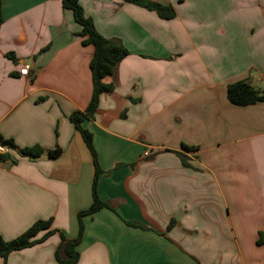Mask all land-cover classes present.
<instances>
[{
    "label": "crops",
    "instance_id": "1",
    "mask_svg": "<svg viewBox=\"0 0 264 264\" xmlns=\"http://www.w3.org/2000/svg\"><path fill=\"white\" fill-rule=\"evenodd\" d=\"M151 1L174 16L79 0L128 53L81 123L97 195L113 209L82 217L76 264H264V101L226 97L236 81L264 87V0ZM1 15L0 235L51 219L35 238L48 236L5 264H66L55 251L92 202L94 167L70 115L90 100L94 46L61 0H1ZM33 146L40 156L21 153Z\"/></svg>",
    "mask_w": 264,
    "mask_h": 264
},
{
    "label": "trees",
    "instance_id": "2",
    "mask_svg": "<svg viewBox=\"0 0 264 264\" xmlns=\"http://www.w3.org/2000/svg\"><path fill=\"white\" fill-rule=\"evenodd\" d=\"M124 1L136 4L148 10L155 11L161 18L168 19L174 16V10L170 5H164L151 0ZM61 4L63 8L69 9L72 12L74 20L81 26L80 34L85 37L83 43H90L94 46V53L89 63L92 76V93L90 100L83 112L75 111L70 115V120L74 124L75 129L81 134V137L90 153L94 167L91 185L92 202L86 209L77 212L76 216L78 221V232L76 237L72 239H65L62 236L61 242L55 251V258L59 262L66 264H76L79 258L76 245L80 241L84 228L82 217L91 215L100 208L113 209L109 202L100 200L97 195L96 182L100 173V167L97 162L95 149L92 145V135L88 130L81 126V123L85 118L92 116L96 110L100 94L108 93L113 90L112 84L104 83L102 80L104 77L113 74L116 64L127 55L128 51L121 44L112 41L111 39H106L96 32L91 19L84 14L79 0H61ZM1 23L2 15L0 0V25ZM226 97L228 101L234 105L244 106L254 104L256 102L264 101V87L259 89L247 82L236 81L227 85ZM6 143L12 145L11 139L7 140ZM42 151L43 149L39 146L21 149V153L30 158H36L40 156ZM59 153L60 149L58 148L50 151V155L52 157L58 156ZM50 223L51 219L36 220L22 233L10 240H4L0 235V257L3 260V264H5L8 255L12 252L30 246L48 236L51 230H47V232L39 239L35 238L40 230L48 229ZM124 223L130 226H141L140 224L133 221H124Z\"/></svg>",
    "mask_w": 264,
    "mask_h": 264
},
{
    "label": "built area",
    "instance_id": "3",
    "mask_svg": "<svg viewBox=\"0 0 264 264\" xmlns=\"http://www.w3.org/2000/svg\"><path fill=\"white\" fill-rule=\"evenodd\" d=\"M28 71V66L24 65L22 68L19 69V73L21 75H26ZM5 152L4 147L0 144V157L2 156V154Z\"/></svg>",
    "mask_w": 264,
    "mask_h": 264
}]
</instances>
